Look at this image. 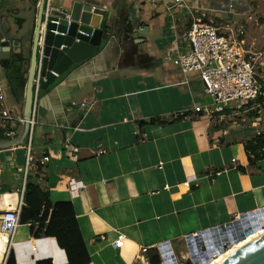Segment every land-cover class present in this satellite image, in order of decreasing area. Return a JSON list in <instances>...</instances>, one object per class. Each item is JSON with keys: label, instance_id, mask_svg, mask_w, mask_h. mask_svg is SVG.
<instances>
[{"label": "crops", "instance_id": "crops-1", "mask_svg": "<svg viewBox=\"0 0 264 264\" xmlns=\"http://www.w3.org/2000/svg\"><path fill=\"white\" fill-rule=\"evenodd\" d=\"M65 1L109 9L110 19L126 21L114 28L130 26L129 18L147 27L139 38L142 42H135L131 33L125 48L121 33L113 32L119 56L115 45L104 49L110 37L103 35L96 57L74 65L40 93L33 164L43 157L49 162L40 175L35 169L27 173L37 177L51 203L72 205L89 264H134L141 248L185 244V237L224 224L233 215L264 208V159L250 165L244 148L245 142L264 135V110L258 109L257 118H241L249 117L246 107L237 109L231 103L224 123L209 124L191 111L208 100L202 83L196 78L186 81L163 60L171 46L180 45V34L193 19L235 25L239 18L234 14H240L244 9L240 3L246 1L239 0L231 11L216 0H184L185 5L171 11L165 7L173 0H54L53 5L62 8ZM33 2L29 0L26 8L27 35L36 16ZM106 28H112L109 21ZM28 46L25 38L21 55ZM19 65L21 74L25 66ZM75 70L68 86L41 103ZM14 72L10 79L0 73L3 108L22 114L24 91L21 97ZM63 102L71 107L69 114L63 112ZM89 104L91 108L80 107ZM25 144L0 150V212L22 204ZM99 150L105 153L100 155ZM71 180L81 184L76 193L70 190ZM186 180L190 188L182 185ZM120 236L123 246L116 250L112 243ZM8 248L16 264L68 263L53 238L31 237L29 224H19L12 237L0 235V264Z\"/></svg>", "mask_w": 264, "mask_h": 264}, {"label": "built area", "instance_id": "built-area-1", "mask_svg": "<svg viewBox=\"0 0 264 264\" xmlns=\"http://www.w3.org/2000/svg\"><path fill=\"white\" fill-rule=\"evenodd\" d=\"M154 1V0H152ZM222 9L231 11L239 3V0H216ZM53 0H45L43 10V23L46 24L50 16ZM185 5L184 0H173L171 5H166V10L171 11L177 6ZM66 19L69 16L66 15ZM90 35L79 33L85 37ZM45 33V30H44ZM55 34H57L55 32ZM244 36L242 28L234 33L233 30L223 27L214 26L212 22H203L201 19H193L189 26L180 34L178 46H171L165 53L163 60L175 68L185 77L186 81L196 78L203 85L204 95L207 101L193 105L191 111L196 115H203L209 124L220 125L226 121L228 115L227 108L231 103L236 104V108L246 107V112L258 110L262 105L258 103V98H263L264 105V85L260 75H257L260 69L258 62L259 56L245 48ZM78 41V40H77ZM44 59V47L39 41L37 46V65L35 75L32 81V105L31 116L29 120V132L25 139V174L31 169L42 168L49 162V157H43L37 164H33L32 140L34 128L37 125V117L39 110V99L41 93V68ZM4 91L0 77V129L5 130V137L15 138L23 124L22 114L3 108ZM250 103L251 105H246ZM92 104L80 107L91 108ZM259 111V110H258ZM16 132V127H18ZM73 153L76 149L71 148ZM104 150H99L98 154H104ZM232 162H234L232 160ZM217 173L216 176H219ZM25 183V182H24ZM70 190L74 193L81 189V184L73 180L70 181ZM186 188H190V180H186L183 184ZM165 190L168 187L165 186ZM21 202L17 208H9L0 212V232L12 237L15 230L19 226V213ZM264 208L254 210V216L245 215L244 219H240V215H234L233 220L215 227L213 230H207L195 233L191 236V252L193 258L186 248L185 255L182 259H178L175 255L171 244L160 245L155 247L141 248L135 258L134 264H152L150 255H156L158 264H203L204 261L209 262L216 258L218 251L226 247V250L235 244L245 240L242 239L244 233L248 230L255 229V232L261 231L263 226L259 224V212ZM250 213V212H248ZM245 213V214H248ZM252 233V234H253ZM242 239V240H241ZM114 249L119 250L123 246V238L120 236L113 243ZM186 246V245H185ZM225 250V251H226Z\"/></svg>", "mask_w": 264, "mask_h": 264}, {"label": "water", "instance_id": "water-1", "mask_svg": "<svg viewBox=\"0 0 264 264\" xmlns=\"http://www.w3.org/2000/svg\"><path fill=\"white\" fill-rule=\"evenodd\" d=\"M64 3L65 4L62 8H57L56 5L54 6L52 4L50 16L46 21V24H44L43 10L45 0H38L22 102V128L16 138L0 142V150H6L23 145L29 132V120L32 105V81L37 65V46L39 41H41L44 47V59L41 68V76L43 78L40 86L41 91H46L55 83L57 78L64 76L71 68H73L74 65L85 63L90 58L96 57L101 48L103 35L110 37V40L106 41L104 49L115 45L117 55L119 56L120 54L118 43L115 41V36H113L114 31L123 32V30H121L122 28L113 27L114 25L118 26V23L120 22V19L117 16L110 19L109 9L90 5L85 1H65ZM66 15L69 16V19H66ZM108 21L112 25V28H106V23ZM128 23L132 31L131 38L134 39L135 42H142L139 38L146 34L144 29L147 27L135 24L130 18L128 19ZM92 29H94V31L91 37H85L79 34L84 33L90 35ZM0 32L5 40V42L0 43V60L3 58H9L12 54H19L21 52V44L23 41L18 38L19 42L16 44L17 50L12 51L14 41L10 40L7 35L1 18ZM55 32L57 34H55ZM23 36L24 35H21V37ZM3 48L6 49L4 52H1V49ZM260 70L264 74V59L261 62ZM75 75L76 70L71 72L60 85L49 92V94L43 98L41 103H44L46 100L52 98V96H54L58 91L68 86ZM61 108L66 114H69L72 110L65 102L61 103ZM245 215L254 216V214L250 212L248 214H241L240 219H244ZM233 219L234 215L229 218V220ZM213 229L214 228H211L209 230ZM255 229L246 231L242 239L251 235ZM206 231L207 230H205L204 233ZM1 234L2 233H0V235ZM190 240L191 236H187L184 239V243L189 252H191ZM8 242L9 239L7 238L5 243L6 246L8 245ZM167 244L168 242L162 245ZM9 249L10 248H8L7 252ZM225 250L226 247L223 246V248L218 251V254L221 255L225 252ZM190 255L191 258H193L192 252ZM208 262L209 261L206 260L203 264H207ZM195 264L199 263L196 262ZM219 264H264V234L253 239L247 244H244L227 256Z\"/></svg>", "mask_w": 264, "mask_h": 264}, {"label": "trees", "instance_id": "trees-1", "mask_svg": "<svg viewBox=\"0 0 264 264\" xmlns=\"http://www.w3.org/2000/svg\"><path fill=\"white\" fill-rule=\"evenodd\" d=\"M37 3L38 0H34L33 6L35 10ZM35 10L34 14H36ZM4 17L7 18L6 14L4 16L1 15L2 20H4ZM22 21V19H17V23L20 27ZM119 21L120 23L122 22L121 20ZM125 22L126 21L122 23ZM121 30H123V32L118 31V33L116 34L121 33V35H119V38H121V41L124 44L125 48V45L128 43V40H130V34L132 32L130 26H127L126 24H123V28ZM32 31L33 28L31 29V32H29L26 38L29 43L26 55H24L23 53L22 55H19V63H24L25 66V68L21 72L22 75L20 74L19 67H17L14 72L18 74L17 79L19 81L18 83L20 84L21 97L26 83V74L29 65ZM260 72L261 70L259 69L258 73ZM258 103L262 105L260 109L264 110V105L262 104V97L258 98ZM246 105L249 106L251 104L247 103ZM257 112L258 110L250 112L249 117H257ZM155 122L161 126L166 125L162 122H159L157 118H155ZM4 133L5 130L0 129V142L9 140V138L5 137ZM244 148L248 155V161L250 165L254 164V162L256 161L263 160L264 135H256L253 139L245 142ZM36 173L40 175L41 169H37ZM19 224H29V234L34 239L53 238L56 241L58 247L65 252L68 261L67 264H89L90 259L86 251L84 240L82 239L78 230V225L76 223L72 205L70 203H51L48 191L43 190L37 182V177H32L29 173H27L26 175L23 189L22 205L19 213ZM2 235L7 236L5 234ZM150 256L151 263L158 264V258L156 255H153V252ZM3 264H16L15 256L11 249H9V251L7 252ZM35 264H51V261L40 260L37 261Z\"/></svg>", "mask_w": 264, "mask_h": 264}, {"label": "rangeland", "instance_id": "rangeland-1", "mask_svg": "<svg viewBox=\"0 0 264 264\" xmlns=\"http://www.w3.org/2000/svg\"><path fill=\"white\" fill-rule=\"evenodd\" d=\"M243 1H246V3L241 2L240 5L241 4L244 5L243 6L244 9L240 11V14H237V12H235L234 14L235 19L239 18L236 21L237 24L234 25L233 23H228L225 21H222L220 23H213V24L214 26L217 25L218 27L230 26L231 28H233L232 30L234 33H237L238 30L242 28V30L244 31V36L242 38L245 41V48L257 54L259 56L258 62L260 63L264 59V23H261L264 22V0H243ZM6 3H9V5H6ZM0 5H2L3 8L8 10V12L4 10V14H6L8 20L11 21V24L9 25L10 29L18 30L17 33H15L16 37L20 35H27V33L25 32L28 28L29 22L27 18L26 8H28L29 6V0H3L0 3ZM195 17H199V13H195ZM34 18L35 17H33L31 20L32 21L31 25L34 23L33 20ZM17 19L23 20L21 27L17 23ZM252 41L255 42V45H253V47L251 48L250 42ZM257 75H260L261 81L264 85V74L260 72L257 73ZM243 116L248 119L250 118L247 117V115H242L241 118ZM237 120L239 121L241 119L239 118ZM171 247L173 248L176 257L179 260L182 259V257L185 255L186 252L185 244L172 243Z\"/></svg>", "mask_w": 264, "mask_h": 264}, {"label": "flooded vegetation", "instance_id": "flooded-vegetation-1", "mask_svg": "<svg viewBox=\"0 0 264 264\" xmlns=\"http://www.w3.org/2000/svg\"><path fill=\"white\" fill-rule=\"evenodd\" d=\"M1 15H5L4 14V10L1 8L0 6V18H1ZM2 20V18H1ZM2 23H3V26H4V29L7 33V35L9 36L10 40L14 41V46L12 47V51H16L17 48H16V44L19 42V39H21V41H24L25 40V35L23 37L20 36H17L15 35V33H17V29H10L9 25V20L7 18L4 17V20H2ZM19 38V39H18ZM5 42V40L3 39L2 35H1V32H0V43H3ZM11 43V42H10ZM6 48H3L1 49L2 51L1 52H4ZM21 50H22V47H21ZM19 54H12L10 55L9 58H3L0 60V73L6 77L7 79H10L12 76L11 74H13V70H16V68L18 67L19 65ZM5 72V74H4Z\"/></svg>", "mask_w": 264, "mask_h": 264}, {"label": "bare ground", "instance_id": "bare-ground-1", "mask_svg": "<svg viewBox=\"0 0 264 264\" xmlns=\"http://www.w3.org/2000/svg\"><path fill=\"white\" fill-rule=\"evenodd\" d=\"M259 213H260L259 214L260 216H258L259 224L264 227V211L261 210V212H259ZM263 234H264V228H262L261 231H259V232H255V233L247 236L245 238V240L235 244L234 246H231V248L227 249L224 253H222L221 255H218L216 258H213V260H211L207 264H219L227 256H229L231 253H233L235 250H237L238 248H240L244 244H247L248 242L252 241L253 239H255V238H257Z\"/></svg>", "mask_w": 264, "mask_h": 264}]
</instances>
